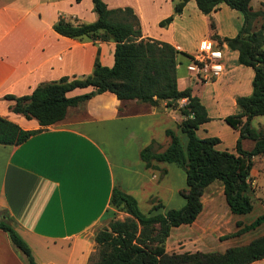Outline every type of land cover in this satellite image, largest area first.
Masks as SVG:
<instances>
[{"label": "crops", "instance_id": "obj_1", "mask_svg": "<svg viewBox=\"0 0 264 264\" xmlns=\"http://www.w3.org/2000/svg\"><path fill=\"white\" fill-rule=\"evenodd\" d=\"M108 8L129 7L137 16L141 37L170 43L179 51L176 75L180 89L192 88L205 106L209 120L201 124L199 137H218L217 148L235 151L239 131L224 118L237 111L236 97L252 91L254 69L238 62V51L212 35L236 36L242 25L240 12L221 3L204 14L195 0H187L180 13L174 6L181 0H103ZM264 0H251L254 10ZM174 14L167 25L160 22ZM59 15L75 23L97 19L92 0H0V116L23 129H40L38 121L11 110L7 94L22 96L40 83L61 77H84L93 71L98 56L102 65L114 63L115 43L70 38L53 29ZM211 22L214 28H211ZM203 42L223 53L224 71L205 82L191 77L189 57ZM92 86L77 87L68 97L89 93ZM167 107L133 100H120L111 92L95 94L68 107L65 117L18 145L0 144V218L7 213L13 226L29 245L37 264H88L95 253V234L113 216L109 205L114 186L132 195L144 214L165 213L185 205L179 193L186 187L185 173L174 163L154 162L147 168L140 150L152 140L160 151L169 144L166 129H173L182 144L186 136L177 127L182 119L180 105ZM251 126L264 128V114L251 119ZM251 150L254 142L243 138ZM160 169L166 173L161 176ZM251 190H264V156L253 158ZM202 210L190 224L172 227L165 242L168 253L194 252L200 243L227 227L229 210L221 180L205 187ZM161 207L153 210V206ZM226 217V218H225ZM229 238V237H227ZM227 238H224L225 241ZM229 246L225 243L224 251ZM0 264H25V256L0 230ZM248 264H264V258Z\"/></svg>", "mask_w": 264, "mask_h": 264}, {"label": "trees", "instance_id": "obj_2", "mask_svg": "<svg viewBox=\"0 0 264 264\" xmlns=\"http://www.w3.org/2000/svg\"><path fill=\"white\" fill-rule=\"evenodd\" d=\"M187 0L174 6V14L182 11ZM251 0H195L204 14H210L225 3L243 17V25L234 37L212 36L238 51V62L254 69L252 91L249 95L236 97L237 111L224 118L239 131L235 151L220 150L218 137L201 138L198 127L209 120L207 110L192 88L180 89L177 84L176 65L179 51L170 43L150 37L140 38L141 29L137 16L129 7L108 8L103 0H92L98 17L93 22L75 23L59 15L53 29L70 38H87L93 42L113 41L114 63L102 65L96 56L93 71L84 77H61L58 80L37 85L30 94L5 99L14 101L11 110L34 118L43 129L62 120L68 107L77 105L95 94L111 92L120 100H133L159 106L179 107L182 119L177 127L186 136L183 144L173 129H166L170 141L160 151V144L152 140L143 147L139 156L147 168H157L154 162L176 164L185 173L186 187L179 193L185 205L168 209L165 213L144 214L137 200L114 186L109 205L113 216L106 226L95 234L96 256L88 264H248L264 258V234L243 245L229 246L224 251H194L168 253L165 242L172 227L192 223L202 210L201 197L205 187L221 180L223 194L229 210L243 215L253 209L250 195L251 168L255 156H264V128L251 126V119L264 114V3L254 10ZM174 14L160 22H171ZM263 19L258 28L255 23ZM211 28L214 23L211 22ZM92 86L94 90L72 97L66 93L77 87ZM23 129L17 123L0 116V144L18 145L38 130ZM249 138L254 142L251 150H245L241 141ZM161 176L166 173L160 169ZM161 207L154 205L153 210ZM116 212L125 213L124 218L115 217ZM264 223V213L250 223L240 226L228 237L238 236ZM0 230L5 231L13 246L22 252L26 264H37L27 242L13 226V219L4 213L0 218ZM95 256V258H94Z\"/></svg>", "mask_w": 264, "mask_h": 264}, {"label": "rangeland", "instance_id": "obj_3", "mask_svg": "<svg viewBox=\"0 0 264 264\" xmlns=\"http://www.w3.org/2000/svg\"><path fill=\"white\" fill-rule=\"evenodd\" d=\"M263 19H259L255 23V28H258L260 24L262 23ZM183 134V133H182ZM184 135V134H183ZM185 136V135H184ZM183 147H185V143L183 142ZM184 173V172H183ZM259 185L264 187V178L263 176L260 177ZM252 203H253V209L250 213L240 215L241 218H232L230 219L229 214L227 213V227H225L224 230L217 232L216 235L221 238L218 239L217 237H209L205 241L200 243V250H210V251H221L223 248H225L226 241L231 245H243L251 241L252 239L259 237L264 234V223L261 225L255 227L254 229L245 232L243 234H240L238 236H232L228 237L230 233H233L238 229L237 223H240V226L246 225L253 221L257 216L264 213V190L258 193L253 192L251 195ZM1 216V215H0ZM115 217L118 218H124L125 213L122 212H116L114 214ZM226 218V217H225ZM8 235V234H7ZM224 238H227L225 241ZM96 256V252L94 254ZM94 256V258H95ZM26 264V259H25Z\"/></svg>", "mask_w": 264, "mask_h": 264}, {"label": "built area", "instance_id": "obj_4", "mask_svg": "<svg viewBox=\"0 0 264 264\" xmlns=\"http://www.w3.org/2000/svg\"><path fill=\"white\" fill-rule=\"evenodd\" d=\"M186 69L191 77L201 82L217 78L225 69L223 53L220 49L212 48L203 42L200 48L189 57Z\"/></svg>", "mask_w": 264, "mask_h": 264}]
</instances>
